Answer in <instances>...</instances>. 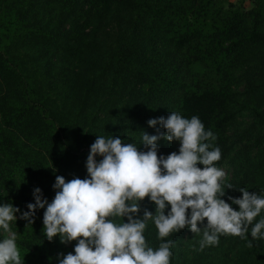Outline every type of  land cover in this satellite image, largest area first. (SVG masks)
<instances>
[{"label":"trees","instance_id":"16d2710c","mask_svg":"<svg viewBox=\"0 0 264 264\" xmlns=\"http://www.w3.org/2000/svg\"><path fill=\"white\" fill-rule=\"evenodd\" d=\"M240 100L263 127L264 0L249 11L224 0H0V205L20 209L10 227L23 264H59L74 254L77 241L46 238L45 209L36 210L32 225L19 217L35 203L36 188L52 201L56 176L87 177L97 135L146 151L143 132H165L150 119L173 111L197 116L216 136L209 142L221 150V168ZM176 142L158 140V155L173 152ZM231 163L222 199L231 204L241 187L264 195V147H246ZM145 209L155 214L156 206L146 198L134 218ZM261 218L264 211L253 224ZM144 235L154 249L173 241L171 264H264V238L250 231L246 239L220 236L202 250L203 232L187 227L161 240L149 220ZM7 236L0 228V241Z\"/></svg>","mask_w":264,"mask_h":264},{"label":"clouds","instance_id":"9594fccd","mask_svg":"<svg viewBox=\"0 0 264 264\" xmlns=\"http://www.w3.org/2000/svg\"><path fill=\"white\" fill-rule=\"evenodd\" d=\"M157 124L165 132H143L146 151L120 137L97 135L87 156V177L66 181L56 176V192L50 203L40 188L34 190L35 203H29L28 211L19 218L32 225L36 210L45 209L46 238L52 241L59 236L65 244L77 241L74 254H61L59 264H171L173 241L162 242L156 249L150 247L144 235L149 220L161 240L186 227L192 233L202 231L201 250L218 245L221 235L246 239L250 231L253 239L264 238V218L253 224L264 211V195L241 187L242 197H228L231 204L222 199L226 172L216 166L222 153L209 142L216 136L205 130L199 117L188 119L173 111L166 118L148 121L151 127ZM160 139L178 141V153L158 155ZM97 156L102 159L97 161ZM232 188L228 183L227 189ZM146 198L155 204V214L145 209L141 218H134ZM18 212L12 203L0 205V228L8 233L0 241V264H23L17 234L10 227ZM205 220L204 227L198 226ZM247 246H253L251 241Z\"/></svg>","mask_w":264,"mask_h":264},{"label":"rangeland","instance_id":"374dc122","mask_svg":"<svg viewBox=\"0 0 264 264\" xmlns=\"http://www.w3.org/2000/svg\"><path fill=\"white\" fill-rule=\"evenodd\" d=\"M226 3H234L237 6L245 9L246 11L251 10L254 7L255 0H224ZM246 90V83L242 82L235 91L239 94L244 93ZM243 100V99H242ZM242 100V105L239 108V113L234 124L231 126L228 132L229 144L231 146V152L229 157L221 167L226 172V178L224 183L229 181L233 175L232 158L237 152L249 147L256 152L258 147H264V126L262 127L257 123L256 117L253 113L254 107L246 105ZM244 103V104H243ZM180 144L177 141L174 151L178 153ZM90 153V151H89ZM97 161L102 157L97 156ZM224 236V235H221ZM192 247V246H191ZM191 247H187L186 253L191 250ZM185 252V251H184ZM190 253L189 256H192Z\"/></svg>","mask_w":264,"mask_h":264}]
</instances>
